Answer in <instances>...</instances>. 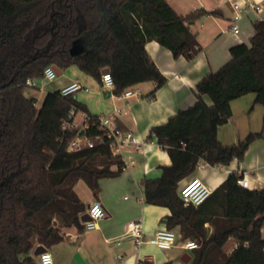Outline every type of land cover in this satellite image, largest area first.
Wrapping results in <instances>:
<instances>
[{"label": "trees", "instance_id": "1", "mask_svg": "<svg viewBox=\"0 0 264 264\" xmlns=\"http://www.w3.org/2000/svg\"><path fill=\"white\" fill-rule=\"evenodd\" d=\"M206 13L181 15L166 0H0V264H39L32 254L37 244L59 242L64 227L81 232L87 206L75 184L83 180L97 196L100 180L120 174L123 164L84 103L53 89L36 105L24 93L26 79H39L49 64L75 65L96 79L107 68L114 92L150 81L152 98L167 78L145 43L155 40L191 60L200 45L189 25ZM250 28L249 44L231 45L229 59L196 83L194 102L148 134L170 162L159 177L141 181L144 201L167 207L165 226L196 241L187 264H264V186L242 187L243 173L232 171L199 205L184 204L177 191L199 163L240 162L262 135L252 132L232 144L217 138L233 99L253 93V103L264 107V18L251 20ZM77 111L86 114L93 145L68 150L81 129L70 125ZM229 239L235 245L226 252Z\"/></svg>", "mask_w": 264, "mask_h": 264}, {"label": "crops", "instance_id": "2", "mask_svg": "<svg viewBox=\"0 0 264 264\" xmlns=\"http://www.w3.org/2000/svg\"><path fill=\"white\" fill-rule=\"evenodd\" d=\"M166 1L181 15L200 8L208 13L189 25L200 45L199 52L191 60L183 55L174 57L169 49L155 40L145 43L147 53L167 78L152 98L147 96L153 88L150 81L135 86L141 91L140 97L118 99L111 94L113 88L102 85L100 78L83 73L75 65L68 66V74L53 87L59 89L72 80H78L88 90L80 89L73 95L85 104L89 114L112 116L119 128L134 134L140 146L138 149L126 150L121 155L123 161L133 160V163L121 170L117 176L101 179L97 196L91 191V199L85 203L86 206L98 200L105 210V215L97 222L96 227L88 230L83 228L81 232L74 226L64 227L62 240L49 247L42 244L51 253L52 264H143L142 261L145 260L153 264L167 260L171 264H187L191 259V250L180 247V237L172 247L161 249L150 243L135 245L132 238L123 235L128 221L139 220L144 235L149 236L156 229L165 226L162 219L170 212L165 206L144 201L141 181L144 178L159 177L162 173L161 166L170 162L166 150L154 138L149 139L148 134L152 126L165 122L177 110L187 108L194 102L196 83L229 59L231 45L249 40L252 33L251 20L264 18V0H246L248 4L259 3L260 7L258 10L246 7L247 12L243 13L239 21L237 33L230 30L233 13L231 2L234 0ZM38 84L39 81L36 86H27L24 89L27 96L36 98V105L40 102L32 90H39L41 86ZM203 97L210 103L208 96ZM253 101V93L233 99L230 103V118L217 128V138L223 144L235 143L252 132L262 133L249 143L243 159L240 162L234 159L228 164L218 166L199 163L179 184L192 176H198L213 190L230 172L237 171L246 174L249 189L264 186V107L254 104ZM77 114L80 115L78 121ZM85 121L84 112L74 113L75 124L82 127ZM78 197L80 198L79 195ZM173 229L178 232V228ZM261 235L264 237V227L261 228ZM118 237L119 242H116ZM234 245V240L229 239L225 251L230 252ZM184 252L190 256L187 262L181 260Z\"/></svg>", "mask_w": 264, "mask_h": 264}, {"label": "built area", "instance_id": "3", "mask_svg": "<svg viewBox=\"0 0 264 264\" xmlns=\"http://www.w3.org/2000/svg\"><path fill=\"white\" fill-rule=\"evenodd\" d=\"M231 7L233 9V13L231 16L230 30L233 33H237L239 31V21L243 13L247 12L246 7H248V9L258 10L260 4H248L246 0H234L233 2H231ZM53 65L54 64H49L44 67L42 73L43 80L49 81L57 77V73ZM100 80L102 82V85L114 89V82L108 71L101 73ZM26 84L27 86H36L37 79L28 78L26 79ZM80 89H83L85 91L88 90V88L82 85V83H80L78 80H72L60 87L59 92L61 95H69L75 93ZM111 94L118 99L131 96L140 97L142 95L140 89L135 86L125 88L118 93L113 91ZM70 125L78 126L74 122ZM87 126L88 123L85 121L80 131L70 141L68 150H78L80 148L91 147L93 145L92 139L85 133V129ZM98 127L108 139L109 148L114 155H119L121 157L124 151L129 149H138L140 146V142L138 139H136L134 134L129 130H123L119 128L115 124L114 118L110 115L98 116ZM94 138L100 139V135H96ZM130 163H133V160H130L129 162L123 161L121 170L125 169ZM237 183L242 187L249 188L246 174H242V176L237 179ZM177 191L184 204H191L196 206L202 203L208 197L212 189L208 187L198 176H192L180 183L178 185ZM85 212L88 215V219L82 222L83 228L85 230L93 229L94 227H96L97 222L105 215V210L98 200H94L92 203H90L86 207ZM123 235L132 238L135 245L150 243L161 249H168L172 247L175 244L176 239L179 237V233L177 231L166 226L156 229L149 236H145L139 220L128 221L126 223ZM115 240L116 242H119V237ZM180 247L184 250L190 251L197 247V243L196 241L188 238L180 242ZM37 261L39 264H52V255L47 249H45L37 255Z\"/></svg>", "mask_w": 264, "mask_h": 264}, {"label": "rangeland", "instance_id": "4", "mask_svg": "<svg viewBox=\"0 0 264 264\" xmlns=\"http://www.w3.org/2000/svg\"><path fill=\"white\" fill-rule=\"evenodd\" d=\"M246 44H249V40L246 42ZM73 67H75V66H73ZM67 74H68V70H67V68H65L62 70V73L60 75H58L53 80L45 81L42 79V77H40V79H37V81H39L38 85L41 86V88L39 90L38 89L32 90V92H33V94H35L38 97V99H37L38 102L41 101L42 97L44 96V94L46 92L51 91L53 89V87L59 81L63 80ZM79 118H80V115L77 114L76 115L77 121L79 120ZM74 189L76 190L75 192L80 196L81 200L84 203H87V201H89L91 199V190L83 180L78 181V183L76 184Z\"/></svg>", "mask_w": 264, "mask_h": 264}, {"label": "water", "instance_id": "5", "mask_svg": "<svg viewBox=\"0 0 264 264\" xmlns=\"http://www.w3.org/2000/svg\"><path fill=\"white\" fill-rule=\"evenodd\" d=\"M70 52H71V53H75V52H76L75 48H74V47H71ZM53 66H54V69L56 70L57 75H59V74H60V68H59L57 65H55V64H54ZM107 71H108L107 68H104V69H102L101 73H104V72H107ZM87 219H88V215H87L86 212L83 213V214L80 216V221H81V222H84V221H86ZM45 249H46V248H45L42 244H39V245H37V246L33 249L32 254H33L34 256H37L40 252H42V251L45 250ZM189 258H190V256H189V254H188L187 252H184V253L182 254V256H181V260H182L183 262H187V261L189 260Z\"/></svg>", "mask_w": 264, "mask_h": 264}]
</instances>
